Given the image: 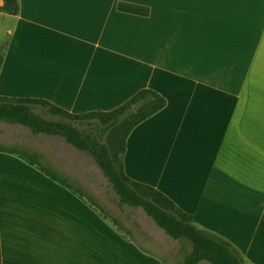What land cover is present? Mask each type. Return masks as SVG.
<instances>
[{
    "label": "crops",
    "instance_id": "obj_1",
    "mask_svg": "<svg viewBox=\"0 0 264 264\" xmlns=\"http://www.w3.org/2000/svg\"><path fill=\"white\" fill-rule=\"evenodd\" d=\"M18 3L0 12V96L80 114L159 93L165 106L126 139L125 174L264 264V0ZM42 157L84 182L75 161ZM120 214L113 224L0 152V264H177L180 242L142 208Z\"/></svg>",
    "mask_w": 264,
    "mask_h": 264
},
{
    "label": "trees",
    "instance_id": "obj_2",
    "mask_svg": "<svg viewBox=\"0 0 264 264\" xmlns=\"http://www.w3.org/2000/svg\"><path fill=\"white\" fill-rule=\"evenodd\" d=\"M0 12L16 15L18 0H2ZM3 54L0 53V67ZM165 98L152 89H141L110 111L74 114L39 98L0 96V122L20 125L33 135H57L88 154L118 198V204L140 207L169 237L180 242L177 264H249L239 249L224 237L197 227L192 216L180 209L161 191L129 178L123 168L126 139L143 120L161 110ZM0 152L13 155L83 200L113 224L93 195L66 174L45 163L40 153L17 145H0Z\"/></svg>",
    "mask_w": 264,
    "mask_h": 264
},
{
    "label": "rangeland",
    "instance_id": "obj_3",
    "mask_svg": "<svg viewBox=\"0 0 264 264\" xmlns=\"http://www.w3.org/2000/svg\"><path fill=\"white\" fill-rule=\"evenodd\" d=\"M1 128L5 132V143H9L10 146H24L40 152L47 159L57 160L56 156L59 154V159L66 157L75 161L76 167L71 172H73L74 178L84 179L83 183L78 184L93 195L109 216L121 218V206L118 204L117 196L88 154L78 151L74 146H68L64 139L57 135L41 134L35 136L28 128L19 125L0 124ZM7 129H11V131ZM52 146L58 151H52ZM108 220L111 222L110 219Z\"/></svg>",
    "mask_w": 264,
    "mask_h": 264
}]
</instances>
